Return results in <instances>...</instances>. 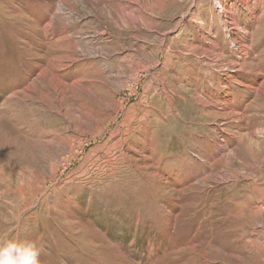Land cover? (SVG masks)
<instances>
[{"label": "rangeland", "instance_id": "1", "mask_svg": "<svg viewBox=\"0 0 264 264\" xmlns=\"http://www.w3.org/2000/svg\"><path fill=\"white\" fill-rule=\"evenodd\" d=\"M132 1L0 0V245L264 264V0Z\"/></svg>", "mask_w": 264, "mask_h": 264}, {"label": "clouds", "instance_id": "2", "mask_svg": "<svg viewBox=\"0 0 264 264\" xmlns=\"http://www.w3.org/2000/svg\"><path fill=\"white\" fill-rule=\"evenodd\" d=\"M40 254L34 242L8 240L0 245V264H41Z\"/></svg>", "mask_w": 264, "mask_h": 264}, {"label": "bare ground", "instance_id": "3", "mask_svg": "<svg viewBox=\"0 0 264 264\" xmlns=\"http://www.w3.org/2000/svg\"><path fill=\"white\" fill-rule=\"evenodd\" d=\"M131 2H132V4H133V5H135V4H136V2H134V1H132V0H131ZM72 9H73V7H72V6H70V7H69V10H70V11H72ZM113 12H114V11H113ZM110 14H111V13H110ZM52 22H54V21H53V20H51V21H50V22H49V23H48L46 26H47V27H51V25H52ZM118 22H119V21H118ZM120 22H121V21H120ZM120 22H119V23H120ZM134 22H136V21H134ZM120 24H121V23H120ZM126 25H127V24H126ZM133 25H135V24H133ZM102 34H103V33H102ZM104 34H106V33H104ZM76 60H77V56H75V55H74V56H72V58L70 59V61H76ZM240 67H241V65H240ZM241 85H243V84H241ZM223 146H224V144H223ZM230 173H231V172H230ZM226 174L228 175V173H227V172H226ZM229 175H230V174H229ZM230 177H232V176H229V177H227V178H230Z\"/></svg>", "mask_w": 264, "mask_h": 264}]
</instances>
